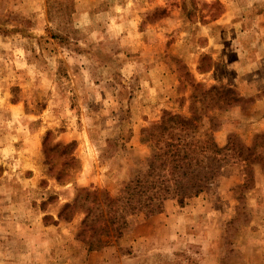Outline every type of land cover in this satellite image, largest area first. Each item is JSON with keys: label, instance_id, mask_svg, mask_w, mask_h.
I'll use <instances>...</instances> for the list:
<instances>
[{"label": "rangeland", "instance_id": "1", "mask_svg": "<svg viewBox=\"0 0 264 264\" xmlns=\"http://www.w3.org/2000/svg\"><path fill=\"white\" fill-rule=\"evenodd\" d=\"M244 30L264 37V0H0V264H264L260 166L250 189L237 188L236 163L182 209L169 199L162 214L128 216L97 250L77 237L79 206L57 217L82 187L116 196L145 166L140 130L163 110L189 115L195 77L182 54L211 40V51L230 49ZM154 62L180 81L164 98L148 90ZM221 100L212 91L194 102L212 118L201 131L215 127L221 146L229 134L245 142L250 100L242 114Z\"/></svg>", "mask_w": 264, "mask_h": 264}, {"label": "trees", "instance_id": "2", "mask_svg": "<svg viewBox=\"0 0 264 264\" xmlns=\"http://www.w3.org/2000/svg\"><path fill=\"white\" fill-rule=\"evenodd\" d=\"M206 58L205 69L213 64L211 58L203 55L199 69L203 70L200 67ZM184 67L185 74L189 75L185 64ZM191 81L189 85L193 90L189 96V115L163 110L158 122L140 130L141 142L150 149L145 166L122 183L116 196H111L105 189L89 191L82 187L71 203L66 202L60 208L57 217L65 221L71 219L76 207L83 210L77 237L82 238L87 251L101 247V236L119 237L128 216L161 213L164 202L169 199L184 206L190 198L198 196L215 182L222 169L232 164H240L244 175L237 188L253 187L254 166L264 168V130L255 133L250 144L229 134L221 146L214 137L215 127L209 125L201 131L202 119L207 117L210 124L212 118L194 104L212 91H216L217 98L224 99L221 101L228 105L247 99L239 97L232 88L220 90L216 86L205 87L194 78ZM198 90L199 95L195 92Z\"/></svg>", "mask_w": 264, "mask_h": 264}, {"label": "crops", "instance_id": "3", "mask_svg": "<svg viewBox=\"0 0 264 264\" xmlns=\"http://www.w3.org/2000/svg\"><path fill=\"white\" fill-rule=\"evenodd\" d=\"M239 32L241 33V30ZM208 39L210 38L208 37ZM211 42L199 51H189L187 54H182L184 63L188 66L189 71L193 74L196 81L198 80L197 82L200 80L205 81L201 79L203 76L208 77L207 86L205 85V87L223 85L226 88L234 89L239 97L250 100L255 117L247 121V125H249V136L244 140L245 143L250 144L253 134L264 130V37L259 34V38H249L248 31L244 30L240 36H237L229 42L228 48L230 47V49L226 50L222 47L218 49L213 47V51L209 50ZM230 52L234 54L233 59H229L228 57ZM204 53L210 55L213 64L209 68L201 70L199 69V61ZM159 63L162 62L151 63L149 67V73L157 77L158 83H153L151 85L152 87L149 86L148 90L151 93H156L158 96L163 95L164 98L166 91L180 81L176 79L174 84L172 80H169L172 78L171 73L167 75V71L162 66L159 68ZM218 66L223 67L225 71L223 74L219 73ZM157 67L161 69V73L157 72ZM228 70L233 71L231 77L226 73ZM166 76H169L168 80ZM244 110L239 103L234 105L231 111L242 114ZM143 122L147 123L148 121L145 120ZM217 132L215 131V135ZM214 137L218 143L216 136ZM226 137L227 135H225L223 142H226ZM168 203L167 201L165 202V209ZM185 206L180 208L182 209Z\"/></svg>", "mask_w": 264, "mask_h": 264}]
</instances>
